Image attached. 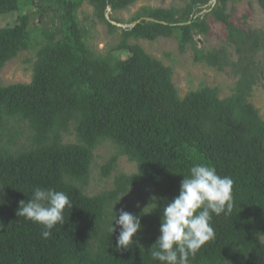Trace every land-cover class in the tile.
<instances>
[{
	"label": "trees",
	"instance_id": "1",
	"mask_svg": "<svg viewBox=\"0 0 264 264\" xmlns=\"http://www.w3.org/2000/svg\"><path fill=\"white\" fill-rule=\"evenodd\" d=\"M138 1L0 0V17L17 15L14 26L0 27V72L42 42L31 82L0 84V264H161L149 248L160 235L163 208L178 195L183 175L195 164L231 177L233 209L228 215L213 214L215 239L201 247L191 264H264V121L248 102L258 74L264 73V32L233 25L226 12L233 0L143 8L132 17L130 24L140 22L131 29L104 18L107 8L125 10ZM83 2L110 34L121 31L103 56L88 48L87 30L75 18ZM255 2L264 11V0ZM29 6L39 15L48 10L60 14L54 17V31L30 26L23 12ZM207 17L224 25L236 62H227L225 49L197 47L195 37L208 33ZM159 38H175L180 52L190 45L195 63L218 71L229 66L238 77L233 94L220 99L216 88L204 87L181 99L172 70L130 43ZM260 52L263 63L256 65ZM19 123L30 132L25 149L15 147L23 133L14 126ZM72 134L75 143L63 141ZM104 141L117 152L102 166L103 177L111 176L120 157L137 171L116 176L113 190L89 197L84 187L94 151ZM147 182L158 195L157 207L147 213L121 205L130 187ZM35 187L64 191L73 204L47 239L40 235L41 225L16 215L19 202L31 199ZM120 209L140 216L142 226L126 250L116 248L115 222L116 230L110 232Z\"/></svg>",
	"mask_w": 264,
	"mask_h": 264
},
{
	"label": "rangeland",
	"instance_id": "2",
	"mask_svg": "<svg viewBox=\"0 0 264 264\" xmlns=\"http://www.w3.org/2000/svg\"><path fill=\"white\" fill-rule=\"evenodd\" d=\"M187 0H139L134 5L125 10L110 12L108 19L117 20L119 24L128 25L143 8L169 9L171 7H182ZM24 14L29 15L30 26L35 30L47 28L54 31L53 26L58 23L54 17L55 10H48L44 15L37 14V8L29 6L23 9ZM226 12L231 16V22L241 30H256L264 32V11L257 5L255 0H233L228 3ZM205 13V12H204ZM17 15L10 14L0 17V27L14 26ZM76 20L81 28L87 30L84 39L88 48L95 54L104 55L113 48L120 37L121 31L115 34L108 32L107 26L99 19L95 18L93 8L83 2L76 12ZM209 27L206 36L195 37L197 47L205 51L226 50L227 62H236L238 56L235 48L226 43V29L224 25L207 17ZM121 29V28H120ZM58 36L57 38H61ZM41 40L35 43L31 50L19 53L16 58L5 64L0 72V84L8 86L12 84H29L32 79L33 64L36 59V52L41 46ZM130 43L137 44L143 48L152 58L160 61L164 66L172 70V82L178 92V96L183 99L189 92L207 88H216L219 98L224 99L231 96L234 92L235 84L238 80L237 75L232 72L229 66L218 71L216 68L209 67L205 63H195L193 60L194 52L191 46H187L184 52L179 51V45L175 38H159L156 41L148 42L143 40H130ZM126 58V56H124ZM124 58V59H125ZM263 60L260 52L254 58V63L259 65ZM259 83L253 88L249 101L259 112L260 118L264 121V73L258 74ZM17 129H22L23 133L15 141L17 149H25L30 145V132L25 130V125L19 123L14 125ZM71 132L73 130L71 129ZM64 142L75 143L74 135L66 136ZM116 149L109 141L101 143L94 151V159L90 168L89 184L84 187V193L89 196H97L101 193L113 190L114 179L120 174L131 175L136 173V165L127 160L126 157L118 159L115 171L110 177L101 175L102 166L116 154ZM151 183L138 184L130 187L128 194L121 198V205L129 210H142L147 213L155 206L158 195L152 188ZM156 199H155V198ZM146 207V208H145ZM145 208V209H144ZM144 209V210H143ZM108 214L112 213L109 208Z\"/></svg>",
	"mask_w": 264,
	"mask_h": 264
},
{
	"label": "clouds",
	"instance_id": "3",
	"mask_svg": "<svg viewBox=\"0 0 264 264\" xmlns=\"http://www.w3.org/2000/svg\"><path fill=\"white\" fill-rule=\"evenodd\" d=\"M233 183L231 177L217 174L210 165H193L189 174L183 175L178 195L162 210L160 235L149 248L151 258L161 264H191L201 247L215 239L213 214L231 213ZM66 207L71 209L73 204L64 191L35 187L31 199L19 202L16 215L41 225L40 235L47 239L54 226L63 223ZM113 222L119 227L116 248H130L142 227L140 216L120 209L111 223V233L116 230ZM135 243L140 246L138 240Z\"/></svg>",
	"mask_w": 264,
	"mask_h": 264
},
{
	"label": "water",
	"instance_id": "4",
	"mask_svg": "<svg viewBox=\"0 0 264 264\" xmlns=\"http://www.w3.org/2000/svg\"><path fill=\"white\" fill-rule=\"evenodd\" d=\"M216 1L217 0H212V2L210 3L211 6H214L216 4ZM111 12L110 8H107V11L105 13V19L109 20L108 19V15L109 13ZM110 21V20H109ZM140 21H137V22H134L133 24H128V25H123V24H119V23H114V22H111L113 25L117 26L118 28H121V29H131L133 28L135 25H137Z\"/></svg>",
	"mask_w": 264,
	"mask_h": 264
}]
</instances>
